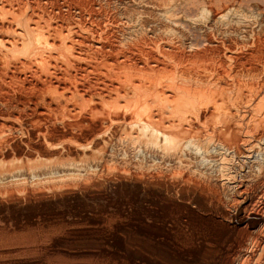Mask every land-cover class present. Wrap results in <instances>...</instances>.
<instances>
[{
    "label": "bare ground",
    "instance_id": "6f19581e",
    "mask_svg": "<svg viewBox=\"0 0 264 264\" xmlns=\"http://www.w3.org/2000/svg\"><path fill=\"white\" fill-rule=\"evenodd\" d=\"M0 264H264V0H0Z\"/></svg>",
    "mask_w": 264,
    "mask_h": 264
}]
</instances>
